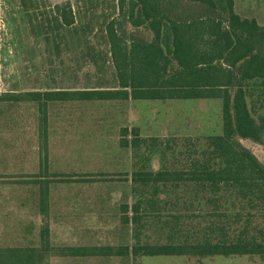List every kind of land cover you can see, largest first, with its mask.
<instances>
[{"label": "trees", "instance_id": "trees-1", "mask_svg": "<svg viewBox=\"0 0 264 264\" xmlns=\"http://www.w3.org/2000/svg\"><path fill=\"white\" fill-rule=\"evenodd\" d=\"M33 1L36 0H22L27 13H31L28 5ZM82 1L84 4L87 2ZM89 1L84 11L91 18L85 23L84 20L77 21L71 3L55 6L50 31L59 43L63 29L82 33L83 39L88 30L97 28L103 32L108 50L89 54L88 60L95 66L100 60L104 65L110 64L115 83L0 95V100L39 102L43 172H47L48 165L49 101L219 98L223 101V132L202 138L176 135L161 138L159 135H142L138 126L121 128V145L132 148L131 181L133 197L136 198L132 205H121V220L132 225L135 243L132 246H52L49 226L45 224L40 246L0 247V264H50L54 255L129 254L133 257L258 255L264 261V228L251 233L244 226L232 235L225 225L215 221L202 227L196 224L192 228L182 227L185 222L180 221V215H176L173 224L171 220L164 221L163 227L168 226L165 242L141 240L146 223L143 218L154 216L160 220L159 195L170 192L171 188L189 187L195 192L208 193L213 215L218 213L222 194L229 191L264 216V164L238 139L261 142L264 137V117L257 122L247 102L250 88L261 86L264 89V26L255 18L241 17L235 11L234 0H118L117 5L113 4V11L119 8V15L124 16L131 26L149 27L154 32L151 40L139 39L133 34L127 39L121 23L115 18L109 20V17L102 16L101 22L94 24L93 18L101 17L95 14L100 4ZM83 3H78V11ZM186 3L202 5L204 12L190 17L174 12L179 4ZM125 4L128 5L126 10ZM223 20H226L225 26ZM40 24V33L48 35L49 30L43 28L46 24ZM89 41L86 36L84 46ZM202 140L204 145L200 144ZM180 141H183L187 152L185 167L163 165L159 170L145 169L143 160L149 161L156 152L164 156ZM64 176L73 177L72 174ZM41 196L42 201L47 198V186L42 189ZM129 209L133 211L131 217L127 214ZM189 229L195 234L192 235Z\"/></svg>", "mask_w": 264, "mask_h": 264}, {"label": "rangeland", "instance_id": "rangeland-1", "mask_svg": "<svg viewBox=\"0 0 264 264\" xmlns=\"http://www.w3.org/2000/svg\"><path fill=\"white\" fill-rule=\"evenodd\" d=\"M80 1L83 3L82 0H36L28 5L31 13H27L22 0H0V95L7 92L78 89L94 87L100 83L106 85L115 83L114 70L110 64L104 65L100 60L98 66H95L88 60L89 54L108 50L103 32L97 28L88 30L86 36L90 41L84 46L86 36L84 35L85 39H83L82 33L76 34L63 29L60 36L62 40L59 43L55 40L53 31H50L52 28L50 20L55 13L54 7L68 2L72 5L77 21L84 20L85 23L89 20L91 15H86L84 10L90 1L86 0L88 3L80 5L82 7L78 11ZM234 1L235 11L241 17L255 18L264 26V0ZM94 3L100 4L96 5L95 14L101 16L93 18L94 24L101 22L102 16H107L109 20L115 18L121 23L127 39L132 34L139 39L153 38L152 29L135 28L124 16L119 15V8L113 11V4L117 5L118 0H94ZM127 7L128 5L125 4V10ZM174 12L179 16H198L204 12V6L193 3L179 4L174 8ZM40 23L46 24L43 28L49 30L48 35L40 33ZM225 25L226 20H223V26ZM84 56H87L86 59H83ZM249 90L248 105L256 121L260 122V117H264V89L260 86ZM133 104L138 106L137 108L133 106V111L138 115L137 111L140 110L141 114L133 116V119L140 120L145 135H159L161 138L172 135L202 138L223 132V101L219 98L136 99ZM74 109H76L75 105ZM78 111L84 110L78 107ZM238 139L264 164V137L261 142L248 138L238 137ZM200 144L204 145V140ZM173 148L164 156L156 152L149 161L143 160L145 169L159 170L163 165L169 168L185 167L188 161L183 141L173 145ZM208 195V193L192 191L189 187L171 188L168 193H160L161 202L157 204L161 207L160 220L158 221L154 216L143 218L146 223L142 228V242L146 240L152 243L165 242L168 226L163 227L164 221L171 220L173 224L176 215H180V221L185 222L182 227L192 228L195 224L202 227L215 221L225 225L232 235L238 233L244 226H247L251 233L264 228V216L257 210L251 209L245 200H241L229 191L222 194L218 213L213 215V206L207 199ZM135 201L136 198L132 193L130 205ZM127 214L131 217L133 211L129 209ZM189 230L192 235L195 234L192 229ZM132 233L131 225V246L135 243ZM123 237L127 242V231L124 236L121 234L113 241L118 242ZM132 258L133 264H264L258 255L206 257L162 255ZM52 264H62V260L55 258ZM109 264H122V262Z\"/></svg>", "mask_w": 264, "mask_h": 264}, {"label": "crops", "instance_id": "crops-1", "mask_svg": "<svg viewBox=\"0 0 264 264\" xmlns=\"http://www.w3.org/2000/svg\"><path fill=\"white\" fill-rule=\"evenodd\" d=\"M134 100L49 101L47 172L41 167L39 102L0 100V247L40 246L45 224L52 246H131L121 205L131 204L133 155L121 145V128L138 126L151 136L133 119ZM126 231L127 242L113 241ZM132 257L54 255L50 264L55 258L62 264H133Z\"/></svg>", "mask_w": 264, "mask_h": 264}]
</instances>
